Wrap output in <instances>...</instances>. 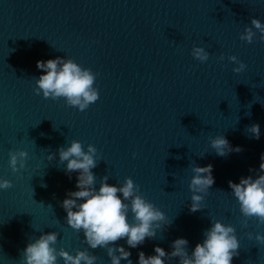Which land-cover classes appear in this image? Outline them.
<instances>
[{
  "label": "water",
  "instance_id": "obj_1",
  "mask_svg": "<svg viewBox=\"0 0 264 264\" xmlns=\"http://www.w3.org/2000/svg\"><path fill=\"white\" fill-rule=\"evenodd\" d=\"M254 17L264 23V0H0V177L12 181L0 189V264H22L24 248L42 232L60 234L57 249L88 247L61 206L77 173L69 179L57 150L72 140L97 148V187L105 175L110 184L132 177L171 220L131 249L133 264L156 245L170 252L178 237L191 252L215 220L237 229L232 264H264V244L247 235L264 233V224L249 218L244 226L228 185L255 175L249 168H259L264 152V40L256 29L251 43L240 38ZM194 46L209 59L194 58ZM231 55L246 64L242 72L233 71ZM57 56L97 74L99 98L87 109L35 92L37 60ZM254 123L259 139L248 132ZM216 135L243 151L217 155ZM17 150L29 155L13 171L9 153ZM50 153H57L51 161ZM193 163H211L215 177L196 212L189 207ZM90 251L96 264H110L106 249Z\"/></svg>",
  "mask_w": 264,
  "mask_h": 264
},
{
  "label": "clouds",
  "instance_id": "obj_2",
  "mask_svg": "<svg viewBox=\"0 0 264 264\" xmlns=\"http://www.w3.org/2000/svg\"><path fill=\"white\" fill-rule=\"evenodd\" d=\"M252 26L241 33V39L249 43L260 33L264 40V23L258 18H252ZM192 56L200 62L209 59V52L202 46L192 48ZM224 59L223 55L220 57ZM236 62L233 71L242 72L247 66L238 60L236 55L228 57ZM36 67L41 74L35 79V92L44 98L53 100L64 98L70 106L79 110L87 109L91 103L99 98V90L95 87L96 73L90 68L83 67L71 58L57 56L55 58L40 59ZM252 138L259 139L261 129L259 123L248 128ZM210 146L217 155L226 156L235 151H243L242 146L233 147L226 136L216 135L210 139ZM59 163L65 165L64 171L71 179L73 172L77 173L76 190H69L61 201V206L67 213L66 222L78 233H83L84 242L88 247L77 249L75 254L63 247L57 249L59 233L56 231L42 232L39 237L31 240L23 250L22 264H96L98 257L90 249L104 248L110 258V264H133L131 249L142 245L146 239L155 238L157 230L171 225L167 214L154 203L147 200L140 192V186L132 177H127L122 184H110L109 175L101 178L97 187V178L93 169L98 161V150L88 144L85 149L79 140H72L68 146L58 148ZM10 166L13 171L25 167L28 152L26 150L10 151ZM57 153L47 156L49 161L56 158ZM135 155V153H133ZM211 163L200 166L192 164V177L189 183L191 190L192 212L204 209L203 201L209 189L215 183ZM255 175L241 176L239 182L228 181L232 195L237 199L247 227L249 218H256L264 224V152L260 154L259 168H249ZM12 186V181L0 177V189ZM248 238L264 244V233L248 232ZM125 240L123 244L116 243ZM189 241L185 237H178L171 243V251L156 245L153 254L146 255L141 250L136 264H169L176 260V264H232L233 257L238 256L240 240L237 229L232 224H225L221 220L211 221L203 233V240L196 243L191 252L188 250Z\"/></svg>",
  "mask_w": 264,
  "mask_h": 264
}]
</instances>
